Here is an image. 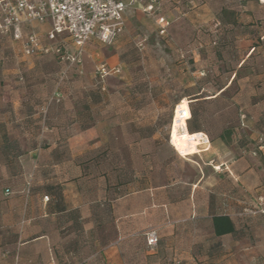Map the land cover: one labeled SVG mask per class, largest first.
Masks as SVG:
<instances>
[{"label": "rangeland", "instance_id": "obj_1", "mask_svg": "<svg viewBox=\"0 0 264 264\" xmlns=\"http://www.w3.org/2000/svg\"><path fill=\"white\" fill-rule=\"evenodd\" d=\"M148 3L144 0L128 15L124 31L111 45L87 44L79 66L68 68L67 63L50 56H26L19 43L0 35V83L2 70H7L11 119H18L15 110L24 84L36 91L21 100L31 113V133L38 131L44 107L47 111L66 104L88 107L85 117L91 131V156L104 150L97 140L96 124L103 129L106 114L110 118L123 115L140 135L155 136L149 153L150 165L156 170L150 175L152 184L172 188L199 184L197 196L187 202L206 205L200 216L180 223L150 224L137 231L128 242L126 257L131 264H264V199L260 197H264V157L256 151L255 142L264 132V2L155 0L152 10L145 11ZM161 16L168 23L164 33L157 22ZM253 46L255 50L243 63ZM102 64L108 71L104 76L98 71ZM222 87L225 91L221 93ZM55 90L62 92L59 100L53 98ZM190 106L197 112L190 122L207 134L210 147L184 157L170 144V134L175 112L183 118L191 117ZM120 124L113 123L112 128H119L112 134H122ZM224 130L231 131L227 141L220 137ZM36 145L43 144L27 142L28 147ZM107 145L109 160L125 168L140 167L133 162L127 143L113 141ZM234 161L251 174L244 192L247 203H242V184L231 179L230 188L235 191L230 192L235 193L234 200L239 199L234 201V209L242 212L235 216L237 232L233 235L240 237L236 244L235 240L224 243L214 236L210 218L217 212L211 208L216 204L212 197L214 178L219 176V188L226 193L227 174H232L224 168ZM163 168L166 173H162ZM133 177L129 173L125 176ZM226 196L220 195L219 212L227 209L221 206ZM101 211L106 223L100 231L111 238L116 233L112 212L108 206ZM69 214L73 216V212ZM151 229L160 237L154 248L146 243L145 233ZM95 259L104 261L102 256ZM12 263V256L1 248L0 264Z\"/></svg>", "mask_w": 264, "mask_h": 264}, {"label": "crops", "instance_id": "obj_2", "mask_svg": "<svg viewBox=\"0 0 264 264\" xmlns=\"http://www.w3.org/2000/svg\"><path fill=\"white\" fill-rule=\"evenodd\" d=\"M133 10H127L126 21ZM255 48L253 46L246 54L243 63L250 58ZM7 76L8 71L2 70L0 249L4 248L5 254L12 256V264H131V260L126 257L128 242L137 231L148 228L150 224L180 223L196 218L206 208V205L198 201L193 206L187 202L197 196L200 186L196 182L190 183L192 185H182L180 188L151 183L150 175H155L156 170L150 165L149 153L154 148L155 136L140 135L136 129H132L130 121L122 117L123 115L118 114L115 118H110V114H106L105 127L102 129L98 124L95 126L97 140L104 145V150L109 148L107 143L113 141L127 143L133 162L140 164V167L125 168L123 164L116 163V166L111 168L106 162L98 166L85 163L90 157L91 147L90 125L85 117V113L90 110L85 106L66 104L65 107L53 108L51 111L44 107L40 127L37 132L31 133V124L28 121L31 113L26 110L22 101L34 95L33 92L36 91L32 92L27 84H24L18 107L14 106V109L18 108L15 110L18 119L12 120V91L6 80ZM36 112L37 110L34 111L35 117ZM188 117L190 115L183 118L175 112L170 134V144L184 157L210 147L206 133L188 130ZM119 121L122 134H112L119 128H112L113 123ZM29 140L34 144L43 145L28 147ZM61 144H66V147L63 148ZM203 144L207 146L201 149ZM245 169L239 165V161L227 163L224 171L232 175L227 174L226 193L221 192L222 188H219V176L214 178L212 189L215 195L212 197L216 204L211 208L217 212L210 216L211 222L213 215L227 214L235 220V216L242 214L234 209V201L239 202V199H233L235 193L231 194L230 191L235 190L230 187L233 178L242 184V203H247L244 192L248 189L246 183L251 174ZM161 171L166 173L165 168ZM127 173L134 174V177L124 182L121 176ZM141 174L144 177L142 176V182H139L138 177ZM239 183L237 185L241 187ZM6 189L10 190L9 193ZM221 194H227L228 198L221 204L222 207H227L225 212H219ZM105 206L112 212L116 230L115 236L111 238L105 236L104 231H100L106 223L101 213ZM71 212L75 213V217L69 214ZM213 235L216 236L214 231ZM233 236L226 234L216 237L224 243L230 242V239L235 240L234 244L238 243L240 237ZM97 256L104 257V261L96 262Z\"/></svg>", "mask_w": 264, "mask_h": 264}, {"label": "built area", "instance_id": "obj_3", "mask_svg": "<svg viewBox=\"0 0 264 264\" xmlns=\"http://www.w3.org/2000/svg\"><path fill=\"white\" fill-rule=\"evenodd\" d=\"M144 0H0V35L20 44L26 56L59 54L68 68L81 65L87 44L97 42L111 45L126 27L128 9L138 8ZM144 9L151 11L155 0ZM264 2V0H259ZM160 32L168 25L166 18H158ZM119 71V68H113ZM98 71L108 73L105 64ZM67 71H63L65 75ZM55 90L53 98L61 97ZM256 151L264 157V132L256 140ZM261 199L264 197L260 196ZM48 197L46 196L45 199ZM148 247L159 243L155 229L145 233Z\"/></svg>", "mask_w": 264, "mask_h": 264}, {"label": "trees", "instance_id": "obj_4", "mask_svg": "<svg viewBox=\"0 0 264 264\" xmlns=\"http://www.w3.org/2000/svg\"><path fill=\"white\" fill-rule=\"evenodd\" d=\"M4 38H7V37H4ZM43 56L44 57L50 56V57L55 58V60L58 61L59 63L61 62L60 56L57 53L46 54ZM224 91H225V89H224V87H222L221 93ZM196 99H199V98L196 97ZM190 111H191V117L187 120L188 130L190 132H199L200 130H197L196 128H194V126L190 122V120L192 118L196 117L197 112L191 106H190ZM230 136H231V131H225V130L220 135V137L223 141H227L228 137H230ZM31 147H34V146H31ZM103 162H106L107 166L111 167V168H114L116 166V163L114 161L109 160L107 150H102V152H99V153L97 152V154L91 155L85 161V163H89V164L93 163L94 165H97V166ZM126 175H128V173L121 176V178L124 180V182H125V180L127 181V180L131 179V178H125ZM9 191H10L9 189H6L7 193H9ZM58 195L60 197H62L60 192H58ZM74 214L75 213L73 212L72 217H75ZM211 223H212V228H213L214 234L216 236H223L226 234H235L237 232L235 220H233V218L227 214L213 215ZM159 241H160V239H159Z\"/></svg>", "mask_w": 264, "mask_h": 264}, {"label": "bare ground", "instance_id": "obj_5", "mask_svg": "<svg viewBox=\"0 0 264 264\" xmlns=\"http://www.w3.org/2000/svg\"><path fill=\"white\" fill-rule=\"evenodd\" d=\"M216 168H220V166H216Z\"/></svg>", "mask_w": 264, "mask_h": 264}]
</instances>
